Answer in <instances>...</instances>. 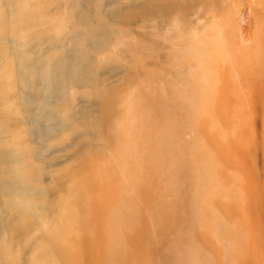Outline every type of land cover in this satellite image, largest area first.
I'll list each match as a JSON object with an SVG mask.
<instances>
[{"label":"rangeland","instance_id":"1","mask_svg":"<svg viewBox=\"0 0 264 264\" xmlns=\"http://www.w3.org/2000/svg\"><path fill=\"white\" fill-rule=\"evenodd\" d=\"M157 2L47 5L53 16L69 19L60 43L42 44L55 59L68 58L58 63L67 118L59 126L75 174L64 200L80 213L99 264H264V102L233 107L228 120L215 105L204 113L168 102L157 114L144 93L141 100L136 90L151 91L150 54L161 46L152 35L154 24L161 27ZM242 7L255 31L254 14ZM128 93L141 118L120 133ZM9 123L17 126L18 118Z\"/></svg>","mask_w":264,"mask_h":264},{"label":"bare ground","instance_id":"2","mask_svg":"<svg viewBox=\"0 0 264 264\" xmlns=\"http://www.w3.org/2000/svg\"><path fill=\"white\" fill-rule=\"evenodd\" d=\"M50 3L0 0V264H99L95 241L78 222L80 213L64 200L75 174L68 135L59 126L67 118L58 63L68 58L55 59L42 44L60 43L69 19L65 13L53 16ZM157 3L153 9L161 27L154 24L152 35L161 46L150 54L151 91L136 90L141 100L157 114L168 102L202 107L204 113L215 105L222 107L219 117L228 120L231 108L264 102V0ZM242 6L254 14L255 31ZM80 24L86 31L89 22ZM56 94L60 101L54 100ZM136 108L128 93L117 122L120 133L129 132L134 121L139 124ZM12 116L17 126L9 123ZM130 160L124 157L123 164L129 166Z\"/></svg>","mask_w":264,"mask_h":264}]
</instances>
